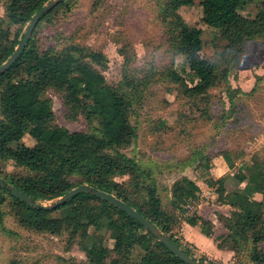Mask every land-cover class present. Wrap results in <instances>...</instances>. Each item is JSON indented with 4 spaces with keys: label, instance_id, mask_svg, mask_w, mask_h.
I'll return each instance as SVG.
<instances>
[{
    "label": "trees",
    "instance_id": "trees-1",
    "mask_svg": "<svg viewBox=\"0 0 264 264\" xmlns=\"http://www.w3.org/2000/svg\"><path fill=\"white\" fill-rule=\"evenodd\" d=\"M3 1L5 16L0 19V64L8 59L22 37V34H16L10 38L11 26L26 25L47 0ZM68 1L64 0L44 13L36 25L59 6L68 7ZM194 1L163 0L159 10L161 19L170 21V42L174 52L181 54L188 68L197 73V81L184 86L187 97L204 96L217 79L210 65L200 61L202 31L186 25L177 13L179 8ZM256 1L200 0L210 26L219 32L232 52L240 51L247 40L264 37L263 7L251 18L240 14ZM105 64L101 53L85 47L70 45L43 51L36 46L32 35L13 65L0 73V161H11L25 172V175L8 177L5 182L36 203V206L28 205L13 198L5 188H0V222L2 205L9 200L23 227L52 234L63 230L70 240L86 239L82 250L88 264H107L110 256H113L110 264H185L137 221L98 197L77 194L50 210L37 203L58 198L80 184H87L112 193L167 235L169 226L176 222L174 212L183 211L187 201L197 198L199 187L194 181L182 177L173 183L169 204L173 212H167L151 169L121 152L120 149L129 146L136 138L129 115L132 104L141 98L142 89L148 83L124 71L122 80L112 86L101 73ZM170 76L173 81H180L174 73ZM48 90L62 98L68 120L82 116L89 124L96 121L93 131L70 132L55 124L52 102L45 96ZM25 135L34 141L33 146L22 142ZM226 162H229L227 157ZM251 168L253 174L249 177L233 175L237 186L224 196L220 195L217 201L233 208L229 217L222 218L223 227L228 232L226 238L232 244L247 242L249 260L253 264H264V250L260 246L264 240L262 205L253 197L256 186L262 185L264 189V171L257 162L252 163ZM121 176H127L128 180L120 183L114 180ZM74 177L79 178L77 183L72 182ZM56 211H61V216H54ZM184 221L192 227H199L200 233L206 237L211 235V222H199L196 216ZM90 228L93 232L89 231ZM110 228L115 231L111 249L97 237L98 232ZM168 237L191 257L173 235ZM135 247L142 251V255L133 262L130 254Z\"/></svg>",
    "mask_w": 264,
    "mask_h": 264
},
{
    "label": "rangeland",
    "instance_id": "rangeland-1",
    "mask_svg": "<svg viewBox=\"0 0 264 264\" xmlns=\"http://www.w3.org/2000/svg\"><path fill=\"white\" fill-rule=\"evenodd\" d=\"M162 3L163 0H69L68 7L55 9L35 26L30 36H34L36 46L43 51L74 45L101 53L106 61L101 73L112 86L122 80L124 71L147 81L129 115L136 138L121 152L151 169L167 212H173L169 204L175 181L185 177L205 184L196 199L187 201L183 211L174 212L176 222L169 226L167 236L173 235L191 257L205 264H253L248 258L247 242L232 244L226 238L228 232L222 218L229 217L233 208L217 200L237 186L233 175L253 174L252 163H259L264 171V37L247 40L240 51L232 52L219 32L210 26L200 0L179 8L177 13L183 22L202 31L200 61L208 63L217 75L214 86L204 96L187 97L184 86L196 82L197 73L188 68L181 54L174 52L170 21L162 20L159 14ZM262 7L264 0H257L240 14L251 18ZM4 16V1L0 0V19ZM24 27L11 26L10 38L22 34ZM171 73L182 82L173 81ZM45 96L52 102L58 126L70 132H92L97 126L96 121L89 124L82 116L68 120L62 98L52 90ZM22 142L34 145L27 135ZM214 170L218 178L211 174ZM23 171L11 161H0V176L4 180L25 175ZM114 180L125 182L128 177ZM78 181V177L72 178V182ZM263 193V186H256L253 197L261 202L264 222ZM56 199L37 203L50 205ZM199 205H203L205 215L211 217L213 213L220 221L212 224L206 242L211 246L205 252L191 243L195 231L190 232L188 240L182 231V222L187 217L196 216L202 222L197 216ZM2 213L0 264H88L82 250L86 239L70 240L63 230L52 234L23 227L9 200L2 205ZM60 213L56 211L53 215L61 216ZM97 235L104 246L112 248L113 228ZM260 246L264 250V240ZM141 255L142 251L135 247L130 261L136 262ZM112 259L110 256L107 264Z\"/></svg>",
    "mask_w": 264,
    "mask_h": 264
},
{
    "label": "water",
    "instance_id": "water-1",
    "mask_svg": "<svg viewBox=\"0 0 264 264\" xmlns=\"http://www.w3.org/2000/svg\"><path fill=\"white\" fill-rule=\"evenodd\" d=\"M62 1L63 0H47L40 7V9H38V11L34 13L31 19L26 23L24 27V31L22 32V37L20 38L18 44L14 48V51L11 53V55L8 57L7 60H5L2 64H0V73L8 70L21 55L22 51L24 50L30 38L33 29L35 28L37 22L40 20L42 15ZM0 188H5L13 198L23 201L28 205L36 206V203L32 201L30 196L18 190L13 185L6 183L1 176H0ZM81 193L90 194L95 197H98L99 199H102L107 203H110L111 205H114L118 209L125 212L127 215H129L131 218L137 221L146 231L152 234L158 242L163 244L169 252H171L175 257H177L183 263L201 264L198 260L187 255L180 247H178L174 242H172L170 238L167 235L163 234L161 230L153 222H151L144 215H142L137 210L129 206L127 203L117 198L112 193L99 189H94L87 184H80L70 189L65 194L59 196L50 205H41V206L46 210L55 209L56 207L63 204L67 200L71 199L75 195Z\"/></svg>",
    "mask_w": 264,
    "mask_h": 264
},
{
    "label": "crops",
    "instance_id": "crops-1",
    "mask_svg": "<svg viewBox=\"0 0 264 264\" xmlns=\"http://www.w3.org/2000/svg\"><path fill=\"white\" fill-rule=\"evenodd\" d=\"M213 176H215L214 178H218L219 175H217L215 173V170L213 171V173H211ZM195 184L199 187V189L203 188V186L205 185L202 181L201 182H195ZM200 208V211L198 212V217L201 219L202 222H211L212 224L216 225L217 223L219 224L220 221L217 220V217L216 215H214L213 213L211 214L212 216H208V215H205L204 213V208L203 205H199L198 206ZM199 213L202 214L203 217H201V215H199ZM204 219V220H202ZM182 231H183V235H184V238L185 240H188V238H190V236H192L190 234L191 231H195V236H192L191 237V240H193V242L191 241V243L194 244L195 247H197L200 251H203L205 252L207 250V247L209 248V246H211L210 244H207L206 242H209V239L208 237H206L205 235L201 234L200 233V230H199V227L197 226H190L189 224H187L186 222H182ZM190 234V236H189ZM207 245V246H206ZM211 249V247H210ZM212 251H214L213 249H211Z\"/></svg>",
    "mask_w": 264,
    "mask_h": 264
}]
</instances>
